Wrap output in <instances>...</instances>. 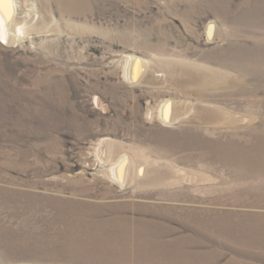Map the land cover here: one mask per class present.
<instances>
[{"label":"rangeland","instance_id":"374dc122","mask_svg":"<svg viewBox=\"0 0 264 264\" xmlns=\"http://www.w3.org/2000/svg\"><path fill=\"white\" fill-rule=\"evenodd\" d=\"M13 1L0 264H264V0Z\"/></svg>","mask_w":264,"mask_h":264},{"label":"bare ground","instance_id":"6f19581e","mask_svg":"<svg viewBox=\"0 0 264 264\" xmlns=\"http://www.w3.org/2000/svg\"><path fill=\"white\" fill-rule=\"evenodd\" d=\"M5 1H7V0H5ZM5 1L3 2V0H0V37L2 39L7 40L8 42H11L12 39L15 38L14 37L15 32L13 33L11 30H12L13 26L19 22V17L16 14L17 13V11H16L17 10V7H16L17 4L15 3V1L10 2L11 0H9V5L7 4L8 2L5 3ZM20 30H21V27H18V31H20Z\"/></svg>","mask_w":264,"mask_h":264}]
</instances>
